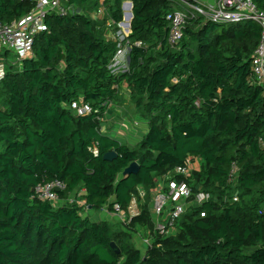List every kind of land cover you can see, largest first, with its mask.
Returning a JSON list of instances; mask_svg holds the SVG:
<instances>
[{
	"label": "trees",
	"instance_id": "trees-1",
	"mask_svg": "<svg viewBox=\"0 0 264 264\" xmlns=\"http://www.w3.org/2000/svg\"><path fill=\"white\" fill-rule=\"evenodd\" d=\"M128 1L124 72L109 68L118 46L107 26L122 20L124 0H105L101 22L90 16L96 0H71L82 10L49 14L32 56L0 75V264H264V86L251 68L259 25L199 16L186 21L171 47L165 15L174 4ZM253 1L264 10V0ZM33 5L0 0V21ZM10 55L0 49V61ZM121 87L146 125L134 146L100 131ZM75 101L91 113L75 114L68 107ZM109 151L116 157L105 160ZM196 160L189 180L211 198L192 205L174 234L154 233L153 189L164 174ZM131 162L137 172L122 175ZM53 179L66 184L60 200L83 188L79 198L92 210L112 211L114 203L126 210L138 189L145 197L139 214L118 227L92 220L76 203L37 198L34 188ZM141 226L151 229L144 252L132 241Z\"/></svg>",
	"mask_w": 264,
	"mask_h": 264
},
{
	"label": "built area",
	"instance_id": "built-area-1",
	"mask_svg": "<svg viewBox=\"0 0 264 264\" xmlns=\"http://www.w3.org/2000/svg\"><path fill=\"white\" fill-rule=\"evenodd\" d=\"M34 5L26 14L4 23L0 21V48L14 55L15 60H21L32 56V45L35 37L46 29L45 20L49 14L66 15L79 12L82 8L76 6L71 0H27ZM96 14L101 16L105 12V0H96ZM174 8L165 15L169 24L167 41L174 47L181 39L183 28L188 19L203 17L216 23H239L254 21L260 27V38L255 48L251 68L255 82L264 86V10L257 7L253 0H170ZM128 2V1H127ZM122 4L123 17L120 22L109 21L108 36L117 42L118 50L115 57L122 48L129 49L130 42L127 36L130 33L128 13L130 7ZM135 46L142 45L141 41H135ZM114 57V58H115ZM78 115L91 113V107L81 101L72 102L68 106ZM138 126V122L133 123ZM96 153V151L94 150ZM189 161L183 165L176 166L172 171L162 176L151 195V215L153 217V232L161 236H168L176 232V222L182 217L192 205H201L211 198V193L202 189H193L189 178L192 170L198 168V163ZM236 166L233 164L230 174H235ZM178 177L179 179L175 178ZM66 184L59 179H53L38 184L35 188L36 197L40 200L49 201L53 204L66 202L76 203L83 206L87 211L88 206L84 200L79 198L82 194L70 195L65 200H60L58 192L63 191ZM145 192L138 189L137 195L132 196L126 210H122L114 203L112 212L118 214L121 221L129 222L133 216L139 214L138 201L144 199ZM236 200V197L233 198ZM200 216L204 213L200 212ZM148 244V242H147Z\"/></svg>",
	"mask_w": 264,
	"mask_h": 264
},
{
	"label": "crops",
	"instance_id": "crops-1",
	"mask_svg": "<svg viewBox=\"0 0 264 264\" xmlns=\"http://www.w3.org/2000/svg\"><path fill=\"white\" fill-rule=\"evenodd\" d=\"M123 99L127 100L129 103L128 90L124 89L122 87L119 89V100L110 105V107L108 108V110L106 111V113L104 114V116L102 118L100 131L102 133H106L109 136L117 139L121 143H125V144H129L131 146H134L140 141L142 135L145 133L146 125L144 123L142 125V121L134 119L132 121H133V123L138 122V126H137L138 128L132 127L129 124V121H127L128 120L127 119V120H125V123L123 124L124 127L127 129V131H125V133H124V131H120V129L117 128V127H119V126H117V125H119V123L117 122L118 115L120 114V111H121V106H120L119 102ZM105 120H107V123ZM103 122H105V123H103ZM195 163H197V160L193 164H195ZM78 193L83 195L85 193V190L83 188H80L78 190ZM143 201H144L143 199H140L139 203L141 204V203H143ZM148 208L150 209V212H151V198L148 201ZM138 211L140 212V207H138ZM84 214L89 216L92 220H106L110 224L116 225L118 227L120 226V223H122L118 214H115L114 212L110 211L107 208V206H103L102 208H100L98 210L88 209ZM137 229H138V231L132 234V241L134 242L135 247L141 249L140 246H138V243L141 242L142 239L144 241H147V242L150 240L151 229L149 230L146 227L142 228V226L138 227ZM143 246H144V244H143ZM141 247H142V242H141Z\"/></svg>",
	"mask_w": 264,
	"mask_h": 264
},
{
	"label": "rangeland",
	"instance_id": "rangeland-1",
	"mask_svg": "<svg viewBox=\"0 0 264 264\" xmlns=\"http://www.w3.org/2000/svg\"><path fill=\"white\" fill-rule=\"evenodd\" d=\"M124 2H127V0H124ZM90 16H91V18H93V19H95L97 21H100V19H101V17H99V15L96 14V12H95V10H93V8L90 9ZM100 22H98V24L101 26ZM128 50L129 49L127 47L122 48L121 52L111 62L109 68L112 70V73L118 74L120 72H124L125 71V69L127 67V57L126 56H127ZM10 54L12 55V53H10ZM11 55L8 56V59L10 58L9 60H7V61H0V75L2 74L3 70L5 69V66L8 67V66H15L16 65L14 56L13 55L11 56ZM123 88L125 89V87H123ZM119 104L121 106V111H120V114L118 115L117 122L119 123V125H117V126H119V127H117V128H119L120 131H124V133H125V131H127V129L123 125L125 123V120L128 119L127 121H129V124L132 127H136V126L133 125V121H132V120L136 119V117H135L136 116L135 115V109L125 99L121 100L119 102ZM105 121L107 123V120H105ZM103 123H105V122H103ZM143 123L144 122L142 121V125H143ZM141 242H142V247H141ZM141 242L138 243V246H140V248L144 252L145 247L143 246V244H145V243L147 244V241H144L142 239Z\"/></svg>",
	"mask_w": 264,
	"mask_h": 264
},
{
	"label": "water",
	"instance_id": "water-1",
	"mask_svg": "<svg viewBox=\"0 0 264 264\" xmlns=\"http://www.w3.org/2000/svg\"><path fill=\"white\" fill-rule=\"evenodd\" d=\"M127 6L130 7V12L128 13V17H129V20L131 21L132 19V3L129 1L126 3ZM129 21V23H130ZM129 58H127V62H128ZM116 157V153L114 151H109V152H106L103 156V158L105 160H112ZM138 170V164L136 162H131L127 167H125L123 170H122V175H130V174H134L136 173ZM110 246L111 248L114 250L115 253H119L120 252V249L118 248V246L115 244V242H110ZM145 247L148 246V244H144Z\"/></svg>",
	"mask_w": 264,
	"mask_h": 264
}]
</instances>
